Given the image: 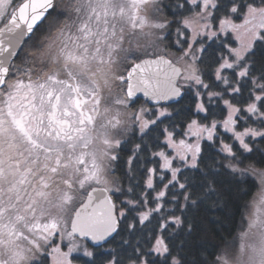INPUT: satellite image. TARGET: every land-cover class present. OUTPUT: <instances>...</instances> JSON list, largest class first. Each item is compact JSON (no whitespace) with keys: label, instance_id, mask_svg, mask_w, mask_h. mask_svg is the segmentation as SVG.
Returning a JSON list of instances; mask_svg holds the SVG:
<instances>
[{"label":"snow or ice","instance_id":"snow-or-ice-1","mask_svg":"<svg viewBox=\"0 0 264 264\" xmlns=\"http://www.w3.org/2000/svg\"><path fill=\"white\" fill-rule=\"evenodd\" d=\"M0 264H264V0H0Z\"/></svg>","mask_w":264,"mask_h":264}]
</instances>
